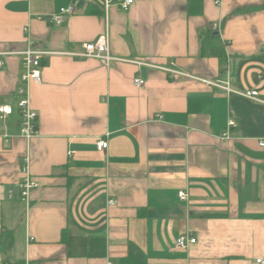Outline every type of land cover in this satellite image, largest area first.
Here are the masks:
<instances>
[{"label": "crops", "instance_id": "0c3cea01", "mask_svg": "<svg viewBox=\"0 0 264 264\" xmlns=\"http://www.w3.org/2000/svg\"><path fill=\"white\" fill-rule=\"evenodd\" d=\"M122 1L0 0V105L13 108L0 118V264H258L264 0H202L194 15L187 0H133L128 10ZM103 34L108 65L74 54ZM27 47L46 51L29 88V140L16 93ZM170 61L195 78L157 68ZM25 156L36 183L28 199L18 186ZM181 234L195 242L177 247Z\"/></svg>", "mask_w": 264, "mask_h": 264}, {"label": "built area", "instance_id": "2783aa9c", "mask_svg": "<svg viewBox=\"0 0 264 264\" xmlns=\"http://www.w3.org/2000/svg\"><path fill=\"white\" fill-rule=\"evenodd\" d=\"M110 0H106V5L109 4ZM221 0H215V3L220 4ZM133 3V0H123L120 3V7L123 10H128L130 5ZM74 12V9L72 6L66 7V8H60L57 12L52 14V20L55 23H61L64 16L66 14H72ZM212 30H218V24L214 23L212 24ZM27 30V28H26ZM82 51L74 53L78 56L83 57H91L98 59L101 63L108 65L110 61L115 59L109 54V43H108V36L107 34H103L99 36L94 42H84L81 44ZM43 53H46L44 50L40 49H34L31 47H27L24 50L20 52L21 55V69L22 72L20 74V80L21 85L17 88L16 93L19 97V100L17 102V108L21 115V128H20V134L26 138L27 140L31 139L32 137L37 135V129H36V119L37 114L36 112L31 108L30 106V100H29V94H30V84L31 83H40L41 82V71L39 69V57ZM0 61V65H1ZM139 64H144V62H139ZM176 65L174 61L169 62V66L165 67H159L157 68L162 69L166 71L170 75L174 76H184V77H190L195 78L191 74L185 72L184 70H179L175 68ZM198 79V78H196ZM133 83L136 86H142L144 84V80L140 77H135L133 80ZM214 86L220 87L227 92H239L241 95L259 100L257 98L258 91L257 90H246V91H237L233 90L228 81L224 80H216L215 82H210ZM13 112V108L10 105L7 104H1L0 105V118H4L6 115H9ZM228 125L230 127L235 126V121L230 120ZM227 137V135L223 136V138ZM107 141L106 140H98L96 145L99 150H104L107 147ZM259 145L261 147H264V139L259 141ZM24 163L22 166V174H23V180L18 184L20 188V194L23 199H28L30 195V191L32 188L36 186V183L31 179L30 172H29V163L30 159L28 156H25ZM9 195H12V190L8 191ZM178 196L181 200H185L187 198V194L185 191L181 190L178 192ZM110 204L115 203V200H109ZM195 238L190 237L188 234H181L176 239V246L183 248L186 247L188 243H194ZM258 264H264V259L260 258L257 259Z\"/></svg>", "mask_w": 264, "mask_h": 264}, {"label": "trees", "instance_id": "16d2710c", "mask_svg": "<svg viewBox=\"0 0 264 264\" xmlns=\"http://www.w3.org/2000/svg\"><path fill=\"white\" fill-rule=\"evenodd\" d=\"M186 11L189 15L200 14L202 11V0H187ZM206 37L211 39L209 40V44L219 45L218 36L212 30H209ZM219 56L222 57L221 52Z\"/></svg>", "mask_w": 264, "mask_h": 264}]
</instances>
